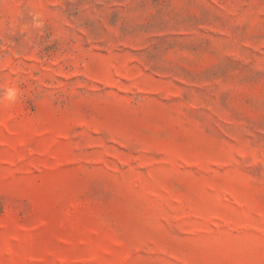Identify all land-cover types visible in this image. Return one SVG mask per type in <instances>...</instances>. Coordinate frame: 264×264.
I'll use <instances>...</instances> for the list:
<instances>
[{"label": "rangeland", "instance_id": "374dc122", "mask_svg": "<svg viewBox=\"0 0 264 264\" xmlns=\"http://www.w3.org/2000/svg\"><path fill=\"white\" fill-rule=\"evenodd\" d=\"M0 264H264V0H0Z\"/></svg>", "mask_w": 264, "mask_h": 264}, {"label": "clouds", "instance_id": "9594fccd", "mask_svg": "<svg viewBox=\"0 0 264 264\" xmlns=\"http://www.w3.org/2000/svg\"><path fill=\"white\" fill-rule=\"evenodd\" d=\"M6 95H7V98H8L9 100H13V99H15V96H16V91H15V89L9 88V89L7 90Z\"/></svg>", "mask_w": 264, "mask_h": 264}]
</instances>
